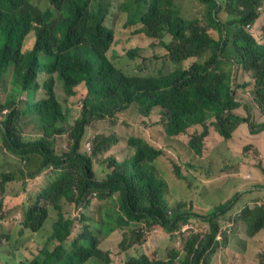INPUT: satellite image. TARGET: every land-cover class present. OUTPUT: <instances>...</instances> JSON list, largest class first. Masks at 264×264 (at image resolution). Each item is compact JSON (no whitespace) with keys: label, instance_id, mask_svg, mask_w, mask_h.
Returning <instances> with one entry per match:
<instances>
[{"label":"trees","instance_id":"16d2710c","mask_svg":"<svg viewBox=\"0 0 264 264\" xmlns=\"http://www.w3.org/2000/svg\"><path fill=\"white\" fill-rule=\"evenodd\" d=\"M114 1L47 0L41 9L36 0H0V141L25 163L0 172V221L7 217V185L15 181L25 188L46 183L35 202L21 206L22 233H39L55 214L46 243L33 241L36 255L14 264H114L110 241L116 264H212L225 250L251 256L257 243L263 249L254 259L264 264L261 202L231 214L237 196L208 208L191 198L175 210L164 200L170 181L198 166L169 155L172 141L204 159L212 131L227 140L245 124L253 134L264 132V0H124L123 28L136 27L134 34L167 50L154 55L163 59L160 67L138 47L116 52L117 22H107ZM63 96L82 100L74 119ZM99 123L106 126L89 136ZM29 126L32 134L25 132ZM258 151L253 142L244 148L249 158L259 159ZM222 171L259 178L242 163ZM94 201L98 209L103 203L96 217L89 215ZM227 215L220 227L216 221ZM156 226L182 236L181 254L162 260L148 253L147 235ZM9 241L0 234V254L16 260Z\"/></svg>","mask_w":264,"mask_h":264},{"label":"rangeland","instance_id":"374dc122","mask_svg":"<svg viewBox=\"0 0 264 264\" xmlns=\"http://www.w3.org/2000/svg\"><path fill=\"white\" fill-rule=\"evenodd\" d=\"M124 0H116L113 2V7L111 9L112 13L109 16L107 22H117V27L115 31L117 33V43L114 47L116 52L123 56L130 49L138 47L141 49V53L146 57H151L155 65L160 67L162 65L163 59L156 58L154 55L164 56L167 50L158 43V41H153L146 38L140 34H134L136 27L131 28V31H126L123 28L124 12L120 10V5ZM41 9H47V0H36L34 3ZM113 30L114 28L111 27ZM168 38V37H167ZM34 38L27 41L26 49H32L34 45ZM61 104L64 109L69 111L71 118L74 119L78 116L79 109L78 105L82 102L78 97L67 98L63 96L60 99ZM137 107V106H136ZM135 107V108H136ZM239 115H246L244 110L238 111ZM106 125L103 123L97 124L94 128L88 131V135L92 136ZM258 126L255 125V128ZM27 134H32V126L26 128ZM25 140L27 138L23 136ZM33 139V138H30ZM256 145L259 149L256 159L255 157L249 158L244 154V148L248 143ZM208 143L211 147V153L207 158L201 159L192 157L186 146L180 142L172 141L170 146L166 147V151L169 155L174 157H180L183 160H192L197 164L195 171H186L183 179H178L177 181H170L167 193L164 196L165 203L168 204L169 210L178 209V204L188 202L191 198H195L198 201V205L201 208H208L217 205H223L225 202L233 200L237 196L238 201L237 208L230 211L231 214H237L238 210L242 209L245 203H251L253 206L259 205L260 202L264 204V185L262 187L257 186L255 183L262 182L263 177L260 174L259 169H257L256 164L259 160L264 166V132L258 134H253L250 132L249 126L241 125L239 130L236 131L232 138L227 140L222 138L218 133L212 131L208 138ZM89 144L88 141L85 142L86 145ZM122 144L117 145L113 151L118 150ZM65 144L60 146V149H64ZM57 149L58 152L62 150ZM257 149H251V154L254 155ZM131 154L124 153L118 155V159L122 160L129 157ZM242 163L244 166L250 168L253 172L258 175V179L251 181L253 175L251 173L237 174L234 176L226 174L222 171V168L226 164H237ZM21 166H25V163L21 162L16 157H12L9 152H6L0 141V172L9 173L18 170ZM251 171V172H252ZM245 180V181H244ZM243 181V182H241ZM239 183L238 186L234 187L235 184ZM220 184V185H219ZM45 186L46 183L44 179L30 181L26 188L20 183V181L11 182L7 185V191L9 195L6 196L4 200L5 210L7 212L6 219L3 222L0 221V234L10 235V244L14 246V251L17 255L15 260L12 256L0 254V264H14L15 262H20L26 258L32 259L34 252L31 251L33 246V241L45 244L52 233V225L54 223L55 214L50 213L49 219L47 220L45 227L39 233H33L30 230H26L22 233V225L19 219L21 213V206L27 208L31 203L35 202L38 195V190ZM219 185V186H218ZM198 186H204L201 190L202 194L199 196L194 189ZM233 190V191H231ZM100 203L94 201L93 210H89V215L96 217L98 215V210H102L103 203H101L100 209H98ZM195 208L197 211L200 208ZM230 219V215H227L224 219L220 220V223L216 221L219 226L225 225ZM169 222V221H168ZM195 224V221L190 223ZM208 228V225H204ZM182 237V236H181ZM178 234L165 233L161 227H154L151 229V234L147 235V242L145 243V248L148 253L154 255L156 259H168L175 252H182L184 241ZM75 237L69 239L72 241ZM171 238V239H170ZM170 239V240H169ZM108 247L112 250V256L114 258V264L117 260L115 257L118 255V251L115 249V244L110 241ZM246 247V251H247ZM263 249L262 243H257L251 248V256H247L244 253L225 250L217 254L214 259L211 260L212 264H257L256 258L257 252ZM87 264H96L94 261Z\"/></svg>","mask_w":264,"mask_h":264},{"label":"clouds","instance_id":"9594fccd","mask_svg":"<svg viewBox=\"0 0 264 264\" xmlns=\"http://www.w3.org/2000/svg\"><path fill=\"white\" fill-rule=\"evenodd\" d=\"M111 13H112V11H111ZM111 13H110V15H111ZM110 15H109V16H110ZM108 18H109V17H108ZM107 20H108V19H107ZM78 107H80V103H79ZM4 113H7V111H5ZM87 146H88V144L86 145V147H87ZM239 202H240V201H239ZM244 203H245V202H244ZM244 203H243V204H244ZM238 204H239V203L237 202V203L234 205L235 208H237V205H238Z\"/></svg>","mask_w":264,"mask_h":264},{"label":"built area","instance_id":"2783aa9c","mask_svg":"<svg viewBox=\"0 0 264 264\" xmlns=\"http://www.w3.org/2000/svg\"><path fill=\"white\" fill-rule=\"evenodd\" d=\"M89 148V147H88ZM90 149V148H89Z\"/></svg>","mask_w":264,"mask_h":264}]
</instances>
